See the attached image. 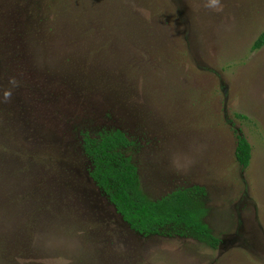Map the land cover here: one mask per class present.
<instances>
[{"label":"rangeland","instance_id":"rangeland-1","mask_svg":"<svg viewBox=\"0 0 264 264\" xmlns=\"http://www.w3.org/2000/svg\"><path fill=\"white\" fill-rule=\"evenodd\" d=\"M263 30L264 0H0V264H264ZM113 126L147 196L203 187L215 246L121 219L79 149Z\"/></svg>","mask_w":264,"mask_h":264},{"label":"trees","instance_id":"trees-1","mask_svg":"<svg viewBox=\"0 0 264 264\" xmlns=\"http://www.w3.org/2000/svg\"><path fill=\"white\" fill-rule=\"evenodd\" d=\"M263 44L264 30L254 39L251 49ZM79 134V149L87 159V175L132 230L143 235H190L212 247L218 243L219 239L203 220L206 210L201 200L203 187L193 185L174 189L152 199L140 185L136 166L127 152L133 142L124 131L113 126L102 127L93 133L83 129ZM250 148L247 139L238 135L234 159L242 167L249 163Z\"/></svg>","mask_w":264,"mask_h":264},{"label":"clouds","instance_id":"clouds-1","mask_svg":"<svg viewBox=\"0 0 264 264\" xmlns=\"http://www.w3.org/2000/svg\"><path fill=\"white\" fill-rule=\"evenodd\" d=\"M212 4L214 5L216 3V0H211ZM9 95V93L5 92L4 96L7 97Z\"/></svg>","mask_w":264,"mask_h":264}]
</instances>
